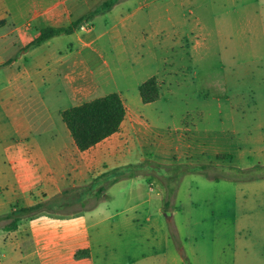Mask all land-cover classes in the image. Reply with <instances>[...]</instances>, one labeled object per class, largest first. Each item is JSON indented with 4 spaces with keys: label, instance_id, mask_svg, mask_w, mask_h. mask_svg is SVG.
<instances>
[{
    "label": "crops",
    "instance_id": "1",
    "mask_svg": "<svg viewBox=\"0 0 264 264\" xmlns=\"http://www.w3.org/2000/svg\"><path fill=\"white\" fill-rule=\"evenodd\" d=\"M192 1L0 0V264H186L165 225L177 211L148 177L219 156L264 167V106L253 112L255 133L238 118L237 94L224 105L206 72L228 68L233 87L239 69L264 72V0H246L242 25L231 0L227 36L190 12ZM86 16L72 33L32 45L41 30ZM223 36L234 60H205ZM238 37L251 60L236 59ZM153 78L159 99L144 103L140 87ZM114 93L126 110L120 131L80 151L61 112ZM258 180L252 197L264 206V177L249 184ZM57 198L54 208L42 203Z\"/></svg>",
    "mask_w": 264,
    "mask_h": 264
},
{
    "label": "rangeland",
    "instance_id": "2",
    "mask_svg": "<svg viewBox=\"0 0 264 264\" xmlns=\"http://www.w3.org/2000/svg\"><path fill=\"white\" fill-rule=\"evenodd\" d=\"M254 1L250 0L252 3ZM201 3L202 7L198 8ZM245 4L246 0H238L236 6L240 25L246 16ZM254 7L259 9L261 5L255 4ZM231 9V0H193L189 6L190 12H202L209 28L221 29L225 36L228 33L227 22L234 10ZM237 40L236 59L239 62L251 60L249 46V51H245L246 40L242 42L240 37ZM213 51L211 57L205 60L215 63L234 60L230 53L229 37L223 36L221 47ZM206 72H209V86L214 93L221 95L224 105L229 104L226 99L230 92L237 94L235 102L239 120H247L257 133L260 118L254 116L253 112L262 110L264 106V72L257 70L255 73H259L252 77L253 70L239 69L234 87L229 84L228 68ZM190 89H202V85H191ZM222 159L215 158L209 163H175L160 170V174L155 175L157 179L152 175L147 176L154 187L165 185L169 209L177 211L173 223L165 221L172 247L184 257L186 264H264V206L256 205V200H261V196L252 197V191L261 193L263 182L258 180L249 184L251 179L264 177V167L257 169V159H242L225 165ZM247 166H250L249 169H245ZM188 167L190 170L185 172L184 169ZM148 189L146 182L143 192ZM151 195L155 196L154 193ZM69 199L76 200L75 196ZM81 199L84 197L77 198L78 201ZM61 201V198H57L42 203L54 208ZM179 209L182 213L178 212Z\"/></svg>",
    "mask_w": 264,
    "mask_h": 264
},
{
    "label": "trees",
    "instance_id": "3",
    "mask_svg": "<svg viewBox=\"0 0 264 264\" xmlns=\"http://www.w3.org/2000/svg\"><path fill=\"white\" fill-rule=\"evenodd\" d=\"M87 19V16L81 18L73 22L68 27L43 29L32 45H38L55 36L70 34ZM140 94L144 103H152L158 100L160 92L157 80L153 78L144 83L140 87ZM125 116L126 110L124 103L120 95L116 93L61 112L62 120L67 126L77 148L80 151H87L103 140L119 132L123 121L125 120ZM220 158V156L217 157V159ZM159 167L163 166L161 164H157V168ZM258 167L257 169H260V167ZM184 170L186 172L190 169L188 167ZM169 179H171L170 176ZM171 197L173 196L171 195ZM169 204L170 202L167 201L166 208H169ZM42 206L43 204L39 203L35 206L24 208L22 212H37L40 208H42ZM18 221L19 218H14L7 229L9 231L16 229Z\"/></svg>",
    "mask_w": 264,
    "mask_h": 264
}]
</instances>
